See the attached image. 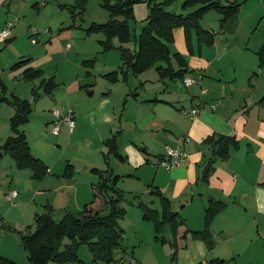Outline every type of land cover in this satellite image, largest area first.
I'll use <instances>...</instances> for the list:
<instances>
[{
    "label": "crops",
    "instance_id": "crops-1",
    "mask_svg": "<svg viewBox=\"0 0 264 264\" xmlns=\"http://www.w3.org/2000/svg\"><path fill=\"white\" fill-rule=\"evenodd\" d=\"M241 2L223 23L218 11L205 13L201 25L214 33V42L200 43L193 31L194 52L187 45L185 29L174 30L170 49L186 58L185 77H202L200 83L186 86L183 78H162L156 67L139 75L121 70L120 51L106 53L110 50L104 51L97 41L92 52H85L77 46L81 35L73 26L56 22L45 0H0V29L15 21L10 37L0 42V68L4 74L21 68L15 77L32 82L26 92L8 86L7 95L32 104L22 129L32 154L48 166L46 176L38 180L4 155L0 171L10 176L6 195L17 191L9 201L15 204L12 209L32 207L30 217L35 219L48 208L56 220L67 212L80 213L93 198L94 184L113 173L119 175L117 186L123 191L139 198L145 189L156 196L159 207L153 208L158 213L157 190L162 191L192 230L204 228L213 201L226 204L209 226L210 245L188 233L178 238L176 249L171 231L175 264H211L214 259L225 264H264V0ZM138 13V21L147 19L145 6ZM57 14H63L62 7ZM42 18L46 22H40ZM53 64V72H48ZM29 67L41 69L42 77L26 80L24 71ZM113 72L116 79L108 76ZM48 79L56 83L49 93L42 83ZM195 106L200 107L196 117L182 114V108ZM54 109L73 110L72 131L66 124L58 134L52 131ZM14 112L11 104L0 103V145L12 134ZM221 135L234 139L225 158L206 142ZM112 137L125 160L109 154L106 140ZM167 146L184 150L189 160L165 169L159 159ZM131 214L135 220L129 218ZM142 215L135 206L127 207L123 225L135 231L130 248L121 249L120 263L126 264L121 254L129 253L136 264H153L146 254L157 260L154 264H161L150 248L158 241L153 234H144L147 221L153 222Z\"/></svg>",
    "mask_w": 264,
    "mask_h": 264
},
{
    "label": "trees",
    "instance_id": "trees-1",
    "mask_svg": "<svg viewBox=\"0 0 264 264\" xmlns=\"http://www.w3.org/2000/svg\"><path fill=\"white\" fill-rule=\"evenodd\" d=\"M140 0H104V5L110 13V19L104 23L92 22L88 27L89 32H102L105 39L101 40L103 50L114 48V38L120 41L119 51L122 60L121 70H129L132 74L139 75L152 67H156L162 78H185L189 73L186 58L180 53H172L170 43L174 41V30L183 27L186 31V41L190 52L192 48L193 31L197 33L200 43L212 44L214 33L201 25L205 13L216 10L222 14V23L231 17L240 7L241 0H183L184 9H193L187 13H177L168 10L165 4L174 0H150V12L146 24L137 35L130 30L128 21L134 17V6ZM88 0H76L72 6L73 16L81 14ZM134 41V50L125 46ZM262 55V54H261ZM27 60V59H26ZM19 61L15 66L26 62ZM175 62V63H174ZM165 63V64H162ZM117 72L108 74L116 79ZM41 69L32 67L24 71L26 80L42 77ZM46 92H51L56 83L53 79L43 80ZM8 88L0 82V103L7 102L14 109L10 125L12 134L0 145V160L4 155H9L20 170L29 169L34 178L41 180L48 173L47 164L39 157L32 154L27 136L22 129L29 121L32 104L15 95H7ZM264 102V97L262 101ZM233 137L221 135L219 138H209L206 142L215 147V153L225 158L233 142ZM237 144V143H236ZM109 154L120 160L125 157L119 152V146L115 137L106 140ZM119 175H102V179L94 184L93 198L85 204L80 213L67 212L61 219L56 220L48 208V211L39 213L35 219V229L22 234V245L27 252L32 264H49L51 261L57 263H70L80 260L78 248L87 244L92 254L93 261L97 264H110L115 260V251L123 249L124 228L119 221L125 216L126 208L120 205L125 199L126 192L117 186ZM161 202V213L157 209L148 207L144 202L140 206L144 209V218L154 224L156 237L159 238L167 224L173 233V245L177 249L178 238L191 233L194 239L204 240L208 245L210 242L209 226L214 216L226 205L223 201H213L207 208L204 228L192 230L186 222L173 210L170 199L162 191L157 190ZM166 224V225H165ZM68 243H64L65 239ZM0 264H17L0 253ZM211 264H225L222 259H214Z\"/></svg>",
    "mask_w": 264,
    "mask_h": 264
},
{
    "label": "rangeland",
    "instance_id": "rangeland-1",
    "mask_svg": "<svg viewBox=\"0 0 264 264\" xmlns=\"http://www.w3.org/2000/svg\"><path fill=\"white\" fill-rule=\"evenodd\" d=\"M49 2L47 4V11L51 15V17H56V22H61L60 24H63L64 26H73L74 31H76L79 35H81V40H79L78 45L82 50L85 52H92V48L94 45H96V41L101 44V40L105 39V35L102 32H89L87 31L88 27L91 25L92 22H98V23H104L107 22L110 19V13L107 10V8L104 5V0H88V2L85 5V8L81 12V14H77V16H73L72 14V6L76 4V0H45ZM115 1V0H112ZM149 1L150 0H140L137 2L134 6V17L129 19L128 24L130 27V30L132 32H135L137 35L142 29V26L146 24L145 21H138V8L140 6H145V8L148 10V14L150 12L149 8ZM158 1H165V0H158ZM183 0H174L172 2H168L165 4V7L168 10L175 11L177 13H187L191 8L184 9L182 7ZM60 7L63 8V14L62 15H56L60 11ZM137 7V10H136ZM46 22L45 19H40V22ZM3 43V42H1ZM0 43V46L2 45ZM115 48L110 49L109 52L112 55V53H117L119 51L118 43H120L118 38H114L112 41ZM129 48L134 50L136 48V44L134 41H130L127 43ZM103 47V46H102ZM112 51V52H111ZM119 53V52H118ZM108 54V55H110ZM99 57H103V54L100 53ZM106 57H108L106 55ZM17 67V66H13ZM54 64L50 65L47 68L48 72H53ZM21 71V68H15L12 72L5 74L2 72L0 68V76H3V78L0 77V82H3L4 85L9 88L20 89L22 88L23 92H26L29 86L32 84L30 81H25L21 77L16 78L19 76V73ZM152 71H155V68H152ZM16 76V77H15ZM133 79V76H131ZM142 77V76H139ZM2 144V143H1ZM113 163L116 162L115 159L112 160ZM22 171V170H20ZM9 173V172H7ZM7 173L4 174L0 171V220L2 225H0V253L4 256L13 259L17 264H32V262L29 260L26 250L24 249L22 245V234L28 233L29 231H33L35 229V218L34 215L31 216V208L32 207H17L21 211H17L15 209H12L15 204L9 202L7 200L6 195V189L8 186V182L10 179V176H7ZM144 188V187H143ZM140 194L139 198L136 197V195L130 192H126L125 199L120 202V205L124 206L127 210V207L129 205L135 206L138 210L143 212L144 216V209L140 207V202H144L145 205H148V207H159V200L156 196H152L149 194L145 189ZM152 200H155V203L153 205ZM139 205V206H138ZM140 208V209H139ZM143 210V211H142ZM135 216V215H134ZM132 216V214L129 216L130 219H134L135 217ZM129 218L127 217V221L130 222ZM123 219L119 221V224L121 227L125 229V235H124V241L123 246H131L130 241L131 238L134 237V227L131 226L129 230L123 225ZM147 228L144 229V234L148 235L149 233L153 234V239L155 241H158L157 245L150 246L151 249H153L154 253H156L159 257L161 264H175V260L172 259V253L173 250L171 248L170 242L171 241V229L169 224H165V228L160 233L159 238L156 237L157 233L154 228L152 227L153 223H149L147 221L146 223ZM149 227V228H148ZM69 240L66 238L64 240V243H68ZM148 249V247H147ZM121 249H118L115 251V260H119L120 258ZM78 256L80 260L83 262L73 261L70 263H57L55 261H51L49 264H97V262L93 261L92 254L90 253V250L88 248L87 244H82L78 248ZM146 258L150 260L153 264L157 262V260L153 256H149L146 254ZM226 263V261H225ZM105 264V263H101ZM110 264H123L120 262H112Z\"/></svg>",
    "mask_w": 264,
    "mask_h": 264
},
{
    "label": "built area",
    "instance_id": "built-area-1",
    "mask_svg": "<svg viewBox=\"0 0 264 264\" xmlns=\"http://www.w3.org/2000/svg\"><path fill=\"white\" fill-rule=\"evenodd\" d=\"M15 21H8L4 28L0 29V42H5L11 35V29L14 26ZM32 42L35 43L36 39H32ZM202 77L194 78V77H185L183 82L186 86L195 85L201 82ZM206 89H202V93H206ZM212 109L216 108L215 104L211 105ZM182 114L187 118H194L200 112V107L195 106L192 108H182ZM53 114L55 117V122L53 126V132L58 134L60 128L63 124L68 125L70 130L72 131L75 127V117L72 109H68L65 112H62L59 109H54ZM189 160V155L184 150L177 147L167 146L165 149V155L161 159H159V164L165 169H172L173 167L181 165L183 162H187ZM17 195L16 190H12L8 193L7 198L9 201H13L14 197ZM0 225H2L0 220ZM122 261H125L126 264H136L135 258L129 253L121 254Z\"/></svg>",
    "mask_w": 264,
    "mask_h": 264
},
{
    "label": "water",
    "instance_id": "water-1",
    "mask_svg": "<svg viewBox=\"0 0 264 264\" xmlns=\"http://www.w3.org/2000/svg\"><path fill=\"white\" fill-rule=\"evenodd\" d=\"M207 171L205 172V175H206Z\"/></svg>",
    "mask_w": 264,
    "mask_h": 264
}]
</instances>
